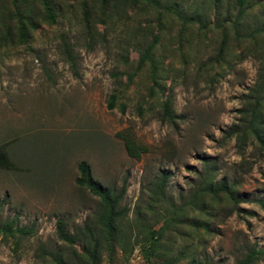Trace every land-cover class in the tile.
Returning <instances> with one entry per match:
<instances>
[{"label":"rangeland","instance_id":"rangeland-1","mask_svg":"<svg viewBox=\"0 0 264 264\" xmlns=\"http://www.w3.org/2000/svg\"><path fill=\"white\" fill-rule=\"evenodd\" d=\"M41 2L21 1L26 42L0 47V226L32 230L0 233V264H51L39 245L64 250L57 219L77 240L95 226L105 206L77 182L80 161L96 184L120 194L114 225L125 252L115 248L114 264H147L133 220L135 209L142 220L160 218L157 205L145 208L158 171L169 175L167 202L186 197L211 167L244 198L220 201L198 239L187 223L169 228L159 254L187 247L206 264H233L247 244L264 250V152L251 137L240 148L222 133L239 123L259 48L236 45L229 21L199 28L148 1L50 0L52 18ZM159 2L199 5L212 21L208 0ZM250 3L244 29L264 21V0ZM231 4L220 1L219 17ZM261 117L264 137V110ZM255 264H264V252Z\"/></svg>","mask_w":264,"mask_h":264},{"label":"trees","instance_id":"trees-1","mask_svg":"<svg viewBox=\"0 0 264 264\" xmlns=\"http://www.w3.org/2000/svg\"><path fill=\"white\" fill-rule=\"evenodd\" d=\"M2 1L0 0V47L14 42L25 43L27 7L22 8L20 5L22 0H12V3L6 6L5 1ZM41 1L44 14L48 18H52V3L50 0ZM143 1H148L156 5L157 8L170 12L181 22L197 23L199 28H205L208 24L219 27L222 22L229 21L237 42L236 45L239 46L240 41H245V48L249 44L254 48H259L254 50V52L259 53L256 56L260 66L258 79L242 97L243 105L238 110L239 123L228 126L222 133L223 137L227 139L234 136L240 148H243L248 137H251L258 144L260 151L264 152V137L261 133V116L264 110V21L252 28H241L244 17L254 4L250 3V0H232V4L225 10L224 15L219 17L218 7L221 0H208L209 10H212L213 15L211 21L203 17L204 14L199 5L188 10L179 3L173 2L163 5L160 4L159 0ZM232 9H235L234 14L230 13ZM162 110L166 119L174 122L176 116L166 103L163 104ZM204 164L208 165V162L206 161ZM76 168L78 171L77 182L89 188L100 199L105 206V212L96 221L95 226L86 229L78 240L68 233L63 220L57 219L55 221V235L63 244L64 250L50 253L41 244L39 245V255H49L48 261L44 262L51 264H100L104 255L107 264H114L116 259L115 248L117 247L122 253L125 252V246L121 243V235L120 233L117 234L114 225L115 216L118 214L116 204L120 194L96 184L90 175L88 165L84 161H80ZM214 172L215 169L211 167L198 173V180L193 189L186 197L180 196L177 204H174V201L167 202L164 196V188L169 177L167 173L158 171L147 184L145 208L151 211L157 205L156 212L160 213V218L155 217L151 222L145 218L142 220L138 218L139 210L135 209L137 214L133 220L135 224L140 222L135 227L138 235L136 236L138 238L136 244L140 246L141 254L147 264H206L203 258H199L187 247L180 249L174 255L168 252H164L163 255L159 254L158 248L162 234L169 228L177 224L187 223L198 239L199 234H207L210 231L209 221L220 201H227L233 205L244 201V198L235 196L232 184H229L224 178L216 180ZM158 222L160 224L156 225ZM31 231L30 227L13 229L11 223L0 226V233L5 235H12L14 232L19 233V235H26L30 234ZM263 252V249L257 248L253 243L247 244L240 257L233 264H255L260 260ZM156 257L159 260H155Z\"/></svg>","mask_w":264,"mask_h":264}]
</instances>
